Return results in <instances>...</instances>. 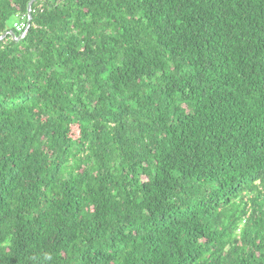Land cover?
I'll list each match as a JSON object with an SVG mask.
<instances>
[{"label": "trees", "instance_id": "trees-1", "mask_svg": "<svg viewBox=\"0 0 264 264\" xmlns=\"http://www.w3.org/2000/svg\"><path fill=\"white\" fill-rule=\"evenodd\" d=\"M0 0V264H264V0Z\"/></svg>", "mask_w": 264, "mask_h": 264}, {"label": "water", "instance_id": "water-1", "mask_svg": "<svg viewBox=\"0 0 264 264\" xmlns=\"http://www.w3.org/2000/svg\"><path fill=\"white\" fill-rule=\"evenodd\" d=\"M35 1H36V0H30V1L28 2V4H27V15H28V21H27V23H28V25L30 24V19H31V5H32ZM26 31H27V28H26ZM26 31H24V33H23L22 35H19L18 37H15V35H14V33H13L12 31H8V32L4 33V34L0 37V39L3 38L5 35L9 34V35H11L12 37H14L15 40H18L19 38H21V37L24 36V34L26 33Z\"/></svg>", "mask_w": 264, "mask_h": 264}, {"label": "built area", "instance_id": "built-area-1", "mask_svg": "<svg viewBox=\"0 0 264 264\" xmlns=\"http://www.w3.org/2000/svg\"><path fill=\"white\" fill-rule=\"evenodd\" d=\"M23 21H24V18L21 17L20 22H16L13 24L15 28L21 32V35L24 33V31H26V28H27V26L25 25Z\"/></svg>", "mask_w": 264, "mask_h": 264}]
</instances>
